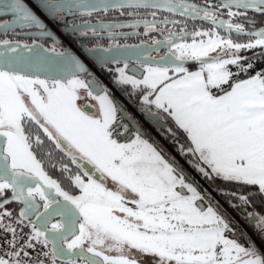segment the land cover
<instances>
[{
    "label": "snow or ice",
    "instance_id": "1",
    "mask_svg": "<svg viewBox=\"0 0 264 264\" xmlns=\"http://www.w3.org/2000/svg\"><path fill=\"white\" fill-rule=\"evenodd\" d=\"M37 4L96 42L85 51L102 68L116 65L113 84L138 96L146 119L166 117L186 135L187 147L165 129L202 178L236 186L214 191L230 207L252 208L245 219L264 240V68H255L264 64V0ZM0 15H11L0 22L4 34L34 28L53 41L46 48L0 39V264H264L250 238H236L223 206L188 182L138 123L127 142L115 138L131 115L77 55L58 50L25 0H0ZM140 25L163 40L119 42ZM190 61L198 68L189 70ZM86 98L98 102L97 114L78 103Z\"/></svg>",
    "mask_w": 264,
    "mask_h": 264
},
{
    "label": "flooded vegetation",
    "instance_id": "2",
    "mask_svg": "<svg viewBox=\"0 0 264 264\" xmlns=\"http://www.w3.org/2000/svg\"><path fill=\"white\" fill-rule=\"evenodd\" d=\"M168 15H169L170 19H181L179 16H171V14H168ZM117 16H118L117 13H110L107 18L108 19H113L114 17H117ZM148 18L150 19L151 17H148ZM43 19H44L45 26L50 28L54 33H56L58 38L61 40V42H58V44H57L58 50L59 49H65V48H71V47H75L77 49L78 42H79V39L77 37L79 35L78 33L77 34H73L71 30H69V31L62 30V27L64 26V23L62 21L61 22L54 21L52 18L49 17V15H44ZM66 19L68 21H71V17H67ZM119 19L128 20L130 18H128V17H119ZM0 21H1V19H0ZM204 27H208V25L205 24ZM178 28H179V26H177V28H176L177 31H178ZM67 29H70V28H67ZM33 30H34V28L33 29H21V28L14 29V31H10L6 35H0V39L15 40V41H20L21 43H29V44H31L34 39L23 38L21 36H18L17 34L25 33V32H28V31H33ZM119 31H121V32H129V33L133 32V30L130 29V28L120 29ZM135 33L136 34H130L127 37H118L119 42L121 44H138V43H141V41H145L146 43H150L151 39H153V38L158 39V40H163V36L160 33H158V32H153L150 35H144L143 34V26L142 25H140L139 27H137L135 29ZM82 41L85 42L88 46H92L94 43H96L95 41H92L90 38H83ZM36 42L43 44L46 48L51 47L52 44H53V41H51V40H36ZM101 42L105 43V46H106V43H107L106 41H101ZM163 51H166V49H162V52ZM154 55H155V53H154ZM115 67H116V65L109 64V65H107L106 68H102V67L99 68L100 71H98V72L101 73V72H107L109 70H114ZM91 73L93 75L96 74L94 71H91ZM129 74L131 75L130 72H129ZM83 78L84 79H88L89 77L88 76H83ZM139 78H141V77H139ZM104 80L108 81V83H112L113 84V82L108 80V79L104 78ZM98 81L101 83V80H98ZM114 88H115V85H114ZM86 104L88 105V108L86 110L91 114L94 111V109H93V107L90 106V104L88 102ZM121 106L126 109V113L131 115L132 120L129 121L128 119H123L121 121V123L128 125L127 132H126V134L120 135V136L115 137V138H117L119 140H124V139L126 140L128 138H131L133 136L134 132L136 131V129L132 127V124L134 122L138 123L139 129L142 132L144 138L148 139L159 150H161V152L165 156V158L169 159L170 161H172L174 159L175 163H177L179 165V167L185 173V171H186L185 164L186 163L184 161H182L181 159L176 161L175 158H173V157L170 158V154H169V152L167 150L168 146L165 144L164 140L162 138H160V136L158 135V132H159L158 128L166 129L164 127V123L162 122V120H161L160 124H153L152 122H150L148 119L145 118V116L140 111H138V109L140 107L139 103H135L134 106L133 105H129L128 103H127L126 106H123L122 104H121ZM129 108H132V111ZM119 119H120V117H119V113H118V120ZM144 122H147V123L153 125V130L152 131L154 132V135H156L163 142V144L159 143L155 139L154 135L150 133V131L145 126ZM117 130L123 131V129H120L118 125H117ZM186 179L188 180V182H192L194 184V186L197 187V190L199 192H201V194H204V192L202 191V189L199 186V184L197 183V181H195L191 176H189V179L188 178H186ZM185 194H187L186 191H185ZM213 201L216 202L214 199H213ZM235 209L241 215H245V212L249 211V208L246 209V210H241L239 208H235Z\"/></svg>",
    "mask_w": 264,
    "mask_h": 264
},
{
    "label": "trees",
    "instance_id": "3",
    "mask_svg": "<svg viewBox=\"0 0 264 264\" xmlns=\"http://www.w3.org/2000/svg\"><path fill=\"white\" fill-rule=\"evenodd\" d=\"M241 55H244V56H251L252 53H251V52H242ZM197 66H198L197 64H192V65H189V66H186V67H188L189 69H191V68H195V67H197ZM255 68H256V69L264 68V64L256 63V64H255ZM232 70H233V71L236 70L234 66L232 67ZM113 71H114V70H109V71H107V72H101V75L103 76V78L112 81ZM251 74H253V73H249V75H251ZM238 78H239V79H243V78H245V77H244L243 75H241V76L238 77ZM115 89H116V91H117V92H118L123 98L126 99V101H127V103H128L129 105H133V106H134L135 103H139L138 96H137V97H133V96H129V95H126V94H125V93L128 92V90H129L128 88L117 89V87L115 86ZM214 91H216V94H219V91H218V90H214ZM112 96L114 97L115 100H118V101L120 102V100L117 99V98L115 97L114 94H113ZM120 103H121V102H120ZM121 104H122V103H121ZM122 105H123V106H126L125 104H122ZM161 116L163 117V114H161ZM162 122L164 123V127H165V128H172V129H173V131L176 133V138H177L179 144H182V145H184L185 147H187V146L189 145V141L187 140L186 135H185L181 130L176 129L175 125L173 124V122H172L170 119L164 117V118L162 119ZM158 131H159V132H158V135L160 136V138H162V139L164 140L165 144L168 146V149H167V150H168V152H169V154H170V158L173 157V158L176 159V161L179 160V159H181L182 161H184V162H185V163H186V164L192 169V171L194 172V174L191 173L190 176H191L195 181H197V183L199 184V186L201 187L202 184L200 185L199 181L197 180L198 178L202 181V183H203L205 186H207V187L210 189V191H211L216 197H218V199H219L220 202H221L220 204H223V205L227 206V208L230 210V212H232L234 215H236V216L240 219L241 223L246 227V229H247L251 234H256L257 231H255L254 228H253V227H252V226L246 221V219H245V215H241V214H240L235 208L230 207L229 204H228V202H227V200H226V198H225L223 195L219 194L217 191H214V189H215L217 186H220V187H227V188H233V189H235L236 186H235V185H224V184H222V182H221L220 180H218V179L215 180L214 182H210V181H208V180L202 178L201 175H200V173L197 172V170H196V169H195V168L189 163V161H193L195 158L192 157L191 155H184V156H182V155L180 154V152L178 151V149H177V144H174V143L172 142L173 137L170 136V135H168V134L166 133L165 129L158 128ZM172 155H173V156H172ZM50 174L53 176V178L60 179V173H59L58 171H51V170H50ZM64 186L67 188V184H66V183L64 184ZM201 188H202V187H201ZM75 194H78V192H76ZM234 203H238V201H234ZM9 207H10V208H16V209L18 208V206H17L16 204H11V205H9ZM257 207H259V206H257ZM259 208H260V207H259ZM263 210H264V208H263ZM249 211H252V208H249ZM236 225L240 227V225H239L237 222H236ZM235 227H236V226H235ZM238 230H242L241 227H240ZM241 233H242V232H241ZM239 236H240V237H239V240H241V241L246 240L245 237H243V239L241 238L242 235H239ZM263 241H264V240H263Z\"/></svg>",
    "mask_w": 264,
    "mask_h": 264
},
{
    "label": "rangeland",
    "instance_id": "4",
    "mask_svg": "<svg viewBox=\"0 0 264 264\" xmlns=\"http://www.w3.org/2000/svg\"><path fill=\"white\" fill-rule=\"evenodd\" d=\"M71 49H73V50H75V51H77V52H79L80 50H79V48L77 47V49L75 48V47H71ZM198 65V64H197ZM196 68H198V66L197 67H195V68H191V69H189V70H195ZM91 72V71H90ZM95 76L98 78V80H101V83L104 85V86H106L107 87V89L109 90V93H110V96H111V98L116 102V100L114 99V97L112 96L113 94L115 95V97L117 98V99H119L120 100V102L122 103V104H125V105H127V101L116 91V89L114 88V85L112 84V83H108V81H106V80H104V78H103V76L101 75V73H99V72H96V74H95ZM82 78H83V76H82ZM142 78V77H141ZM80 95L82 96V97H86V93L85 92H83V91H81V93H80ZM89 103L90 104V106L91 107H93V109H94V111L91 113V114H93V115H95V114H97V112H98V102L97 101H95V100H92L91 98H86V99H81V100H79L78 101V103L81 105V106H83L84 104H86V103ZM131 111H132V108H129ZM145 123V126L147 127V129L150 131V133L151 134H153L154 135V132L152 131L153 130V125H151V124H149V123H147V122H144ZM133 137V136H132ZM131 137V138H132ZM154 137H155V139L159 142V143H161V144H163V142L156 136V135H154ZM131 138H128V139H124V140H120L121 142H127L128 140H130ZM150 142V141H149ZM159 150V149H158ZM185 167H186V171H185V176H186V178H188L189 179V176H190V174L192 173V174H194V172L192 171V169L187 165V164H185ZM198 181H199V183H200V185H201V189H202V191L205 193V192H207V194L208 195H210L211 196V198H213L216 202H219V204H220V200L210 191V189L207 187V186H205L203 183H202V181L198 178L197 179ZM186 191V190H185ZM187 193V192H186ZM220 205H222L223 206V210L221 211V214L222 215H225L226 216V219H229L230 221H232L233 222V228L236 230V235L239 233V234H241V232L244 234V236H245V238H246V242L248 241V239L250 238V240L252 241V242H254V244L257 246V248H259L262 252H264V241L260 238V235L258 234V232L256 233V234H251L247 229H246V227L243 225V224H241V221H240V219L236 216V215H234L232 212H230V210L227 208V206H225V205H223V204H220ZM207 205H205V207H206ZM257 209L259 210V211H261V212H264V210H263V208H259V207H257ZM236 222L240 225V227H241V229L242 230H238L240 227L239 226H237L236 225ZM236 226V227H235ZM243 236V237H244ZM242 244H244V243H242Z\"/></svg>",
    "mask_w": 264,
    "mask_h": 264
},
{
    "label": "water",
    "instance_id": "5",
    "mask_svg": "<svg viewBox=\"0 0 264 264\" xmlns=\"http://www.w3.org/2000/svg\"><path fill=\"white\" fill-rule=\"evenodd\" d=\"M25 3L28 4V6L32 9V11L44 23L43 16L44 15H48V14L38 6L37 0H25ZM0 19H1L0 22L5 21V20H10L11 19V15H0ZM46 28L48 30H50L54 34V36L57 38V41L58 42H61V40L58 38V36L56 35V33H54L50 28H48V27H46ZM15 29H18V27L15 28ZM62 30L69 31L71 29H67L65 27V25H64L62 27ZM37 31L38 30L34 29L33 31H28V32H25V33H20V34H17V35L18 36H21L23 38H30V39H35V40H51L52 41L51 38H47V37L46 38H40L39 36L33 35V33L37 32ZM9 32H7V34ZM0 35H6V34H4L2 31H0ZM77 37L79 39L78 48H79L80 51L77 52V51H75V50H73L71 48H65V49H68V50L72 51L75 55H77L82 60V62L85 64V66H86V68L88 69L89 72L90 71H94L96 73V72L100 71L99 68H101V66L85 51V49L87 47H91V46H88L85 42L82 41L83 38H87V37H82L80 35H78ZM138 44H140V43H138ZM128 45H137V44H128ZM192 64H196V63L190 61V62H187L185 64V66H189V65H192ZM84 76H86V75H84ZM93 76L95 77L96 80H98V78L95 75H93ZM115 103L118 105L119 108L123 109V111L126 112V109L124 107H122L121 104L117 100H116ZM198 203H202V202H198ZM17 210H18V208H17Z\"/></svg>",
    "mask_w": 264,
    "mask_h": 264
},
{
    "label": "crops",
    "instance_id": "6",
    "mask_svg": "<svg viewBox=\"0 0 264 264\" xmlns=\"http://www.w3.org/2000/svg\"><path fill=\"white\" fill-rule=\"evenodd\" d=\"M241 224H242V223H241ZM239 235H242L241 238L243 239L244 234H243V233H241V234L238 233V234L236 235V238H237L238 240H239V237H240ZM244 237H245V236H244ZM239 242H240V243H246V240H244V241L239 240Z\"/></svg>",
    "mask_w": 264,
    "mask_h": 264
}]
</instances>
